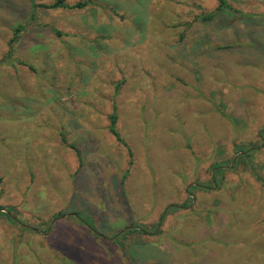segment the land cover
Here are the masks:
<instances>
[{
	"label": "rangeland",
	"instance_id": "374dc122",
	"mask_svg": "<svg viewBox=\"0 0 264 264\" xmlns=\"http://www.w3.org/2000/svg\"><path fill=\"white\" fill-rule=\"evenodd\" d=\"M33 2L0 0V264H264V0Z\"/></svg>",
	"mask_w": 264,
	"mask_h": 264
},
{
	"label": "trees",
	"instance_id": "16d2710c",
	"mask_svg": "<svg viewBox=\"0 0 264 264\" xmlns=\"http://www.w3.org/2000/svg\"><path fill=\"white\" fill-rule=\"evenodd\" d=\"M218 1H219V5H218L216 11H221L223 8H225V7L228 8L229 7L226 4L225 0H218ZM65 2H66V0H54V2L53 3H50V4H35L33 2L32 3V7L33 8L40 7V8H45V9H59V8L82 9V8L86 7L87 5H89V4H92L93 3V0H85V1L78 2L76 4H73L71 6L66 5ZM201 18H202L203 21H208V20H211L213 18V15L212 14L205 15V16H202ZM20 31H22V26H17L14 29V31H13V37H12L10 43H13V42H15L17 40ZM56 33H58V32H56ZM10 52L11 51H9V54H10ZM18 63L21 64V65H25L24 63H22L20 61ZM116 123H117V115L115 113H113V114H111L109 116V132L115 137V139H116L117 142H119L120 144H122L127 149L128 154L131 155L130 148L128 147V145L126 144V142L121 138L120 134L118 133V131L116 129ZM262 133H263V131L260 134H262ZM262 146H264V142L261 144V147ZM70 147L76 153L77 158H78V161L81 164V153H80L79 149L77 147H75L74 145H71ZM258 148H260V146L259 147H256V150ZM240 157L242 158L243 156H240ZM173 208L176 209L175 207H172V208L170 207V209H168L167 211H169V210H171ZM8 219L11 220V218H9V217H8Z\"/></svg>",
	"mask_w": 264,
	"mask_h": 264
}]
</instances>
